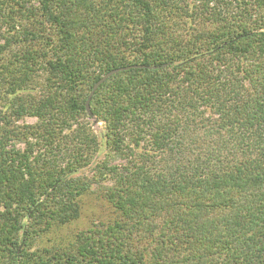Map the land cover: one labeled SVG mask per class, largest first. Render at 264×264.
<instances>
[{
  "label": "trees",
  "instance_id": "obj_1",
  "mask_svg": "<svg viewBox=\"0 0 264 264\" xmlns=\"http://www.w3.org/2000/svg\"><path fill=\"white\" fill-rule=\"evenodd\" d=\"M59 1L14 3L0 41V264H264V0ZM133 66L90 100L99 140L77 123L86 99ZM92 182L118 237L32 252ZM136 217L147 254L120 242Z\"/></svg>",
  "mask_w": 264,
  "mask_h": 264
},
{
  "label": "rangeland",
  "instance_id": "obj_2",
  "mask_svg": "<svg viewBox=\"0 0 264 264\" xmlns=\"http://www.w3.org/2000/svg\"><path fill=\"white\" fill-rule=\"evenodd\" d=\"M29 0H2L4 2L3 5L0 6L1 14H0V32L1 36L0 41H5L4 37L7 35L8 31H10L11 24L13 22L10 21V17L13 18L14 24L16 23L18 25L23 23V20H21V16L16 17L14 13H11L10 10L15 8L14 3H25ZM61 2V0L59 1ZM69 2V1H68ZM35 4V7L38 6L37 2H33ZM60 5V4H59ZM60 8V7H59ZM58 8V9H59ZM37 18V17H36ZM24 22L27 24V21L24 20ZM28 25V24H27ZM42 29V33L46 37H54V29L49 26L47 23L44 24ZM29 26V25H28ZM24 27L23 25L18 28V31L21 33V28ZM35 29H37V26H34ZM31 28V27H30ZM32 29V28H31ZM33 30V29H32ZM211 30V29H209ZM183 37V36H182ZM14 49H17L15 47ZM37 84L36 82L31 84V86L35 85V88L30 91V94L33 93L35 96H40L44 93L49 92V88L47 86V77L44 74H39L37 77ZM43 87V88H41ZM88 114V113H87ZM39 121L37 118L34 117H24L20 120L16 121V124L18 126H34L38 124ZM78 124H88L90 131L99 137L102 132L103 124L102 122H98L95 118H90L89 116L79 117V120L77 121ZM77 124L75 123V126ZM63 141L62 145L64 146ZM19 149H24L25 146L23 144L18 145ZM40 151L37 148L34 149V155L37 156ZM105 157V150L102 149L100 153L95 155L88 167L80 168L72 174L73 178H78L82 176L91 177V169L93 168V165L103 159ZM91 191L87 193H82V195H78L76 200L78 201V208H79V215L77 218L72 219L70 222H68L65 225H56L52 224L48 231L46 230L45 234L42 235L40 238H36L34 240L31 251L37 252L43 249H56V248H62L63 250H69L72 249L73 243L76 240V236L80 234L84 235H94L95 238H102L103 235H105V238L108 239L111 237L113 238V235L118 237V233L120 230L114 229V232L111 231L114 227V225L121 220V217L118 212L114 210L112 205L102 196V191L99 189V183L92 182L91 183ZM158 218V217H157ZM156 218V219H157ZM144 219V218H142ZM155 219V220H156ZM153 220V221H155ZM127 224H125L126 227L123 229V235L121 236L120 242L123 244V247L129 248L131 250H144L147 253H149V250L154 247V242H152L153 237H149L142 232L139 234L136 232L138 230H132L133 232H124L125 229L131 226H135L134 224L137 221V217L134 220H125ZM142 221V220H141ZM129 229V228H128ZM114 239V238H113ZM148 258V257H147Z\"/></svg>",
  "mask_w": 264,
  "mask_h": 264
},
{
  "label": "water",
  "instance_id": "obj_3",
  "mask_svg": "<svg viewBox=\"0 0 264 264\" xmlns=\"http://www.w3.org/2000/svg\"><path fill=\"white\" fill-rule=\"evenodd\" d=\"M129 68H142V66H133V67H126V68H120V69L112 70V71L108 72L107 74H105L99 81H97L95 83V85L93 86V88H92L91 92L89 93V95H88V97L86 99V102H85V109H86V112L88 113V116L90 118H93V116L90 113L89 103H90V100H91L93 94L95 93V91L99 88V86H101L105 81H107L113 75H115V74H117L119 72L128 70Z\"/></svg>",
  "mask_w": 264,
  "mask_h": 264
}]
</instances>
